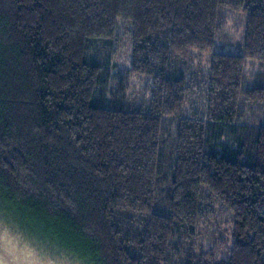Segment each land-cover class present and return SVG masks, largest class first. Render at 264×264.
I'll return each mask as SVG.
<instances>
[{"label": "trees", "instance_id": "1", "mask_svg": "<svg viewBox=\"0 0 264 264\" xmlns=\"http://www.w3.org/2000/svg\"><path fill=\"white\" fill-rule=\"evenodd\" d=\"M251 61L264 0H0V217L89 264H264Z\"/></svg>", "mask_w": 264, "mask_h": 264}, {"label": "rangeland", "instance_id": "2", "mask_svg": "<svg viewBox=\"0 0 264 264\" xmlns=\"http://www.w3.org/2000/svg\"><path fill=\"white\" fill-rule=\"evenodd\" d=\"M245 25V16L242 12L229 13L220 33L218 47L220 50L228 52H240L239 42L243 35ZM257 62H249L247 65V75L252 81L254 76L262 71ZM225 217L228 220H224ZM218 222L215 227L211 228L210 239H204L206 248L212 245H218L219 252L223 256H228V249L224 246L230 242L231 224L228 215L218 214ZM215 232V233H214ZM204 234V232H203ZM218 236L220 238H218ZM221 238L224 241L221 242ZM0 264H89L82 260H77L65 252L40 243V241L28 234L23 233L6 218L0 217Z\"/></svg>", "mask_w": 264, "mask_h": 264}]
</instances>
